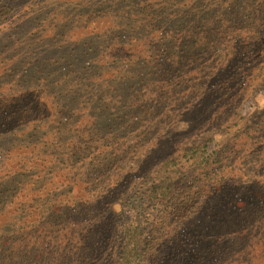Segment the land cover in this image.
Segmentation results:
<instances>
[{"label": "trees", "instance_id": "trees-1", "mask_svg": "<svg viewBox=\"0 0 264 264\" xmlns=\"http://www.w3.org/2000/svg\"><path fill=\"white\" fill-rule=\"evenodd\" d=\"M138 2L125 14L142 8L144 33L137 18L125 28L102 12L108 29L89 18L84 29L104 37L73 60L1 67L21 103L7 106L17 116L0 114V264H71L70 239L79 264H216L262 230L264 115L212 152L214 132L196 129L243 104L245 85L263 86L264 0ZM23 107L40 113L36 129L18 124ZM182 158L194 174L183 175ZM151 175L143 212L121 228L123 195ZM19 234L28 241L16 244Z\"/></svg>", "mask_w": 264, "mask_h": 264}, {"label": "rangeland", "instance_id": "rangeland-1", "mask_svg": "<svg viewBox=\"0 0 264 264\" xmlns=\"http://www.w3.org/2000/svg\"><path fill=\"white\" fill-rule=\"evenodd\" d=\"M131 3L136 5L139 2L138 0H0V12L8 8L11 10L10 14H2V17H0V114H6V116L9 115L10 117L17 116L12 114L13 111H16L14 107H8L9 109L12 108L10 111L6 110L8 105L18 104L20 102L19 96L21 95L18 90L15 93L16 95H14L15 89L17 88L15 86V79L10 78L12 76L1 68L3 65L6 66L7 63H10L12 66L17 67L20 61L27 57L31 61L34 60L40 63L52 57L73 60L74 56L71 55L72 52L79 53L84 50L89 41H97L104 37V34L100 36L96 32H94L96 34L91 33L92 30L84 29L85 21L88 18L91 22L97 21L100 29L101 26L108 29L111 24L109 22L110 18H100L102 12L108 13L107 16L118 19L120 23L125 25V28L127 26L131 28L132 25L129 23L132 22V19L137 18V25H145L142 30H139L141 33H144L147 19L145 15L140 14L142 8H139L138 11L134 10L131 12L132 18L129 17L130 14H125L129 10L128 6ZM115 4H118L116 5L117 7L113 6ZM127 34H131V31H128ZM134 36L136 37L134 38ZM132 38L138 40L141 36L140 34L134 35L133 33ZM137 44L139 43L136 42ZM64 60H60L61 64ZM29 66L30 63L26 67ZM255 86H257V89H254ZM243 89L245 90L244 94L247 96L243 104H240L237 109L223 114L215 122H211V119L216 114L210 113V119H207V122L202 127L196 129L200 130L203 127H210L212 132H214L213 139L208 146L211 152L224 145L229 146V144H232L237 139V135L241 129H244L248 123L253 122L256 116L264 115V82L263 86H258L254 82L251 85H245ZM11 95L14 97H10ZM21 109L26 110L25 113L21 114ZM21 109L17 111L19 112L18 120L21 119L18 124L21 127L36 129L39 126L40 113L33 110L27 111L24 107ZM211 109L212 107L209 110ZM0 117L2 116L0 115ZM1 123H5L3 117ZM182 134L176 135L178 138L177 146L178 149L180 148L179 150L184 151L191 144L192 140L188 139L186 133ZM189 134H191L190 136L195 135L193 131ZM180 166L181 171L184 172L183 175L187 174L190 176L194 174L191 162H188L186 158L181 159ZM154 176L151 175L149 178L141 179L123 195V199L121 200L123 211L119 217V226L121 228L133 222L143 212V199L146 201L147 197L145 198L141 194L153 187ZM50 178V185L45 192L51 194V188H56V185H52V182H57V178H54V174ZM54 192L55 190H53ZM17 198L12 197L10 200L17 201ZM38 204H41V202ZM38 204L36 203L35 208L40 213L41 207ZM38 216L39 214H36L35 222L40 220ZM73 218L76 221V217ZM65 226L73 229L79 228L80 222L74 224V221H71V223L70 221H66ZM50 231L46 229L41 234L40 239L47 240L51 236L49 234ZM22 235L24 234L14 235L16 244L28 241L27 238L21 239ZM39 236L37 235L35 240ZM74 238L77 237L74 236ZM68 242L70 243L67 245ZM57 243L51 244L53 251L58 250ZM67 243L65 252L63 253L69 254L71 264H79L80 261H76V258L72 257L77 252L76 249L70 251L73 247L72 243L78 246V240L70 239L67 240ZM250 246H255L256 249L251 251L249 249ZM235 247L233 252H231L232 254L226 255L228 261L222 259L216 264H264V226L261 231H254V236H250L247 240H236ZM25 254H27V251H22L20 260H22ZM57 254L58 252L53 256ZM42 264L46 263L42 262Z\"/></svg>", "mask_w": 264, "mask_h": 264}]
</instances>
